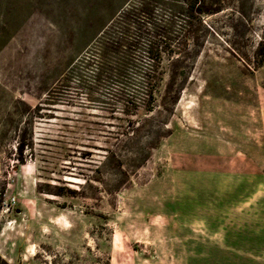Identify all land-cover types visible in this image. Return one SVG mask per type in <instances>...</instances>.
I'll return each instance as SVG.
<instances>
[{
  "label": "rangeland",
  "instance_id": "374dc122",
  "mask_svg": "<svg viewBox=\"0 0 264 264\" xmlns=\"http://www.w3.org/2000/svg\"><path fill=\"white\" fill-rule=\"evenodd\" d=\"M134 2L0 0V260L264 264V0L176 14L152 111L98 54Z\"/></svg>",
  "mask_w": 264,
  "mask_h": 264
},
{
  "label": "trees",
  "instance_id": "16d2710c",
  "mask_svg": "<svg viewBox=\"0 0 264 264\" xmlns=\"http://www.w3.org/2000/svg\"><path fill=\"white\" fill-rule=\"evenodd\" d=\"M159 10L166 12L164 20L158 18ZM223 10L224 4L221 0H135L122 12L123 27L114 29L106 36L108 50L106 48V51L98 53L99 57L106 59L110 56L113 53L110 47L124 48L122 53L115 52L116 55L121 56L120 68L110 69V71H115L116 75L123 80L128 78L131 71L139 73L141 81L137 88L143 96L135 100V105L152 111L155 93L163 81V57L169 53H176L172 50L174 49L172 37L176 33L173 28L174 16L178 18L176 14H179L189 20L198 18L202 23L203 17ZM132 20L134 24L131 26L129 23ZM181 20L185 22V25L181 24L179 32L183 35V31L186 30L184 34L186 35L189 24L186 19ZM157 22H160L161 26ZM194 39L197 41L194 45L197 50L193 53V59H196L200 54L201 45L198 43L199 37L195 36ZM240 56L245 61H249L246 54L240 53ZM141 63L145 64L141 65ZM253 63L255 68H264V31L253 53ZM123 85L125 89L128 86ZM0 264L8 263L1 261Z\"/></svg>",
  "mask_w": 264,
  "mask_h": 264
},
{
  "label": "built area",
  "instance_id": "2783aa9c",
  "mask_svg": "<svg viewBox=\"0 0 264 264\" xmlns=\"http://www.w3.org/2000/svg\"><path fill=\"white\" fill-rule=\"evenodd\" d=\"M15 202H16V200H15V199H13L11 203H12V204H15Z\"/></svg>",
  "mask_w": 264,
  "mask_h": 264
}]
</instances>
